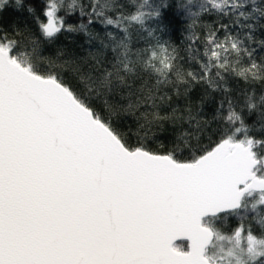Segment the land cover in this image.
<instances>
[{"label":"snow or ice","instance_id":"snow-or-ice-1","mask_svg":"<svg viewBox=\"0 0 264 264\" xmlns=\"http://www.w3.org/2000/svg\"><path fill=\"white\" fill-rule=\"evenodd\" d=\"M8 3L0 0V11ZM169 3L143 0L126 13L115 0H15L35 23L37 39L92 37L93 25L123 39L112 48L111 70L73 83L52 70L53 61L47 70L39 66L36 39L31 52H18L20 33L0 28V264H264V136L251 134L244 115L258 105L246 94L237 111L228 98L223 126L205 142L207 121L193 114L189 96L206 85L230 97L226 75L264 84V57L257 62L255 49L230 31L248 29L249 44L264 48L252 34L264 19V0L178 4L195 5L193 23L213 13L229 22L189 37L196 69H184L176 48L157 38L142 56L155 83L134 93L126 81L134 72L129 27L153 22L164 31ZM121 85L126 94L117 91ZM169 87L172 94L161 91ZM173 96L184 99L182 109L172 106ZM210 98L205 90L197 103ZM260 102L264 107V96ZM169 128L170 146L153 148ZM249 210L259 231L244 223ZM230 216L239 222L225 234L216 221Z\"/></svg>","mask_w":264,"mask_h":264},{"label":"trees","instance_id":"trees-1","mask_svg":"<svg viewBox=\"0 0 264 264\" xmlns=\"http://www.w3.org/2000/svg\"><path fill=\"white\" fill-rule=\"evenodd\" d=\"M43 2H46V0H41V3ZM65 2L68 3L71 2V0H65ZM115 2L123 5V10L127 13L134 11V8L142 3L143 0H135V4L132 3V0H115ZM150 2L158 3L159 0H150ZM186 2L187 0H170L168 7L163 9V24L166 27L162 32L159 31L153 22H147L144 27L136 25L135 23L130 25L128 40L126 43L129 45V58L133 62L134 72L126 75V81L127 85L131 86V90L134 93H136L142 85L145 89H147L151 88L155 83V77L150 72L145 71L142 67V56L144 50L149 45L156 43L157 38H159L162 42H168L172 47L176 48L178 57L182 58L179 62L184 69H196L197 65L195 62L189 59V37L193 34H201L206 25H211L215 28L217 26V21L222 23L229 22L228 19L213 13L204 14L201 17L196 18L195 23H193V18L188 16L195 5L189 4L186 6H178V4ZM200 2H202V0H194V3ZM25 3H27V0H25ZM75 20L76 17H70L68 22H74ZM249 23L253 22L249 21ZM190 24L192 27L189 29ZM261 25H264V19H260L259 23H256L255 31L252 33L257 40L264 39V27H261ZM0 28L5 29L9 33L14 31H18L20 33V35L16 36L18 42L16 51L18 52H31L34 47L32 41L36 39L39 44V48L37 53L34 54V58L38 57L37 62L39 66L42 69L47 70L49 68V60H51L54 62L52 70L58 71L62 76L73 83L78 82L81 76L86 77L96 75L101 68H108L111 70V66L115 63L117 57V53H114L112 48L114 47L116 41L123 39L122 34L116 32V41L111 40L105 34V30L100 29L98 25L91 26L94 32L92 37H87L82 32H65L51 43L43 39H37L39 33L35 23L26 12L22 11V6L21 8L15 7V0H9L5 9L0 11ZM153 29L156 30L153 32L152 36H149L148 32ZM230 31L234 34H238L241 39H244L246 46H250L255 49L254 56L257 62L260 61L261 57H264V48L259 47L256 43L249 44L247 41L246 35L248 33V29L232 27L230 28ZM221 35H223L222 32ZM101 41H103V44H106L107 47H103ZM194 47H200V45H195ZM120 51H123V49H120ZM137 53H140L141 56L138 57ZM194 54L198 55V53ZM76 69H79V71L77 72ZM226 81L227 86L231 90L230 97L226 96L222 90L212 91L207 89L206 85H196L189 93V96L193 101V114L196 115L198 120H201L202 122L207 121L202 133L205 142H207V139L212 137L214 133L218 132L223 126V120L221 117L227 115V99L231 98L234 101L233 106L237 109V111H240L242 105L244 104L246 94L253 96L254 102L258 105L257 110L252 114H248L247 110H244L246 121L253 129L251 134L257 137L264 136V131L257 130L260 129L261 126H264V118L260 115V112L264 111V107H261L260 102V97L264 96V84L259 81L249 84L230 75H226ZM205 90L211 92V98L203 105H198L197 102ZM117 91L126 94L128 88L121 85L118 87ZM161 91H168L169 94H172L170 87L161 89ZM132 99L134 100L135 96H133ZM222 100L225 102L224 108L218 115L216 111L217 106ZM171 104L172 106L182 109L184 99L180 98L177 100L175 96H173ZM161 107L163 111H170V107L167 104H164ZM192 126L195 127V121H193ZM170 140L171 129L169 128V130L163 135H160L159 141L154 142L152 147L159 148L161 143L170 146ZM241 215L244 217L245 224L250 223L253 225L255 231H259L256 220L253 219L255 214L252 213L251 210L243 212ZM238 222V217L230 216L226 221H216V224L218 227L222 228L225 234H230ZM181 243L185 242H177V244Z\"/></svg>","mask_w":264,"mask_h":264},{"label":"water","instance_id":"water-1","mask_svg":"<svg viewBox=\"0 0 264 264\" xmlns=\"http://www.w3.org/2000/svg\"><path fill=\"white\" fill-rule=\"evenodd\" d=\"M179 241H181V240H177L175 243H177V242H179Z\"/></svg>","mask_w":264,"mask_h":264}]
</instances>
